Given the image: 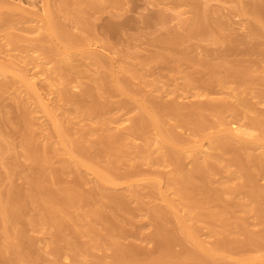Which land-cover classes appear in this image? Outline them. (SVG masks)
Masks as SVG:
<instances>
[{"label":"rangeland","instance_id":"rangeland-1","mask_svg":"<svg viewBox=\"0 0 264 264\" xmlns=\"http://www.w3.org/2000/svg\"><path fill=\"white\" fill-rule=\"evenodd\" d=\"M82 1L0 0V264H264V159H236L264 152L251 122L264 111V17L245 8L259 0ZM47 12L62 38L45 39ZM55 43L73 68L43 52ZM238 96L251 107H220ZM192 170L200 191L183 195Z\"/></svg>","mask_w":264,"mask_h":264},{"label":"bare ground","instance_id":"bare-ground-1","mask_svg":"<svg viewBox=\"0 0 264 264\" xmlns=\"http://www.w3.org/2000/svg\"><path fill=\"white\" fill-rule=\"evenodd\" d=\"M80 1H82V0H80ZM192 1V0H191ZM194 1V0H193ZM199 1V0H198ZM260 1V0H259ZM259 1H255V2H253L252 1V3L250 2H248L247 4V6L245 7L246 8V10H250L251 12H254V13H261L262 15H263V17H264V4H262V5H260L261 3L259 2ZM82 2H85V3H87V4H89V6H92V8L94 7V9L96 8V10L97 9H100L101 7H102V4H101V2L99 1V0H83ZM196 2V1H195ZM6 3V2H5ZM65 3V2H64ZM84 3V4H85ZM66 4V3H65ZM201 4V3H200ZM196 5H197V3H196ZM196 5H195V10H196V13H195V15H193V16H197L198 15V11H199V9L201 8V6H200V8H197L196 7ZM207 4L205 3V6H206ZM18 6H20V7H22L20 4L18 5ZM86 6V5H85ZM198 6V5H197ZM204 6V5H203ZM237 6V5H236ZM245 6V5H244ZM197 8V9H196ZM205 8V7H204ZM239 8V7H238ZM245 8H242L241 10L242 11H244L243 9H245ZM207 9V8H206ZM237 9V8H236ZM235 9V10H236ZM240 9V8H239ZM96 10H94V11H96ZM201 10V9H200ZM26 11V10H25ZM193 11V10H192ZM240 11V10H239ZM250 11H248V12H250ZM200 12V11H199ZM203 11H201V13H202ZM245 12V11H244ZM38 13V12H37ZM193 13V12H192ZM206 13V12H205ZM35 14V13H34ZM197 14V15H196ZM204 15H206V14H204ZM194 18V17H193ZM202 18L203 17H199V18H195V22L194 23H192V26L195 24L197 27V29H198V26H199V29H200V27H202L201 29L203 30L204 28H206L207 26L205 25V23L206 22H203L202 21ZM204 19H205V17H204ZM191 20V19H190ZM53 18H52V13L51 12H47V14H46V16H45V18H43L42 19V28L47 32V38H45V39H47V40H51V41H53V40H56V38L57 37H63L64 35L63 34H61V33H59V34H57V32H55V30H54V26H53ZM189 21V20H188ZM192 21H194V19L193 20H191V22ZM264 21V20H263ZM190 23V22H189ZM263 24V23H262ZM258 25H260V24H258ZM186 27V26H185ZM190 28V27H189ZM195 28V27H194ZM195 28V29H196ZM257 29H259V28H257ZM262 29V28H261ZM188 30V29H187ZM193 30V29H192ZM198 31H200V30H198ZM255 31V30H254ZM188 32H190V31H188ZM257 32V31H256ZM260 33H261V31H259ZM193 33V32H192ZM205 33V32H204ZM203 33V34H204ZM196 34H198V33H196ZM202 34V33H201ZM194 35V34H193ZM199 35H200V33H199ZM205 35H207V34H205ZM205 35H203V36H205ZM9 36H11V35H9ZM174 36V35H173ZM192 36V35H191ZM197 36V35H196ZM264 36V35H263ZM195 37V36H194ZM206 37V36H205ZM212 37V36H211ZM223 38V37H222ZM234 38V37H233ZM9 39H10V37H9ZM42 39H43V37H42ZM41 39V40H42ZM174 39V38H173ZM212 39V38H211ZM244 39V38H243ZM10 40H12V39H10ZM9 40V41H10ZM178 40V39H177ZM236 41H238L239 42V44H238V48H239V45H242V43H241V41L242 40H236ZM236 41H234V42H236ZM244 41V40H243ZM247 41V40H246ZM12 42V41H11ZM176 42V41H175ZM237 43V42H236ZM244 43V42H243ZM56 44V43H55ZM244 44H247V43H244ZM61 45H64V47H61ZM60 46L58 45V44H56L55 46H50V47H48V48H42L43 49V52L45 53V54H47V55H53L54 56V58L56 57V61L58 62L57 64H59V69H62V67H63V65H65L66 66V68L68 67V68H70L71 66H72V68L74 67V65H71L70 63H72V61H71V58H70V55H69V48H68V46L67 45H65V44H61ZM233 45V44H232ZM248 45V44H247ZM231 46V45H230ZM235 46H236V44H235ZM235 46H233V47H235ZM233 47H231V48H233ZM227 48H228V46H227ZM237 48V47H236ZM230 49V48H229ZM257 49V48H256ZM261 49V48H260ZM86 52V51H85ZM85 54H89V53H85ZM180 54V53H179ZM49 55V56H50ZM160 56V55H159ZM51 57V56H50ZM53 58V57H52ZM13 60V59H12ZM71 61V62H70ZM11 63V62H10ZM8 64V63H7ZM14 64V63H13ZM16 64V63H15ZM61 65H62V67H61ZM68 65V66H67ZM69 65H70V67H69ZM4 66H6L7 67V65H4ZM14 66V65H13ZM18 66V65H17ZM64 66V67H65ZM63 67V68H64ZM6 69L5 67H2V63H0V69L2 70V69ZM8 68V67H7ZM16 68V67H15ZM57 69V68H56ZM6 70H8V69H6ZM14 70V69H13ZM25 70V69H24ZM23 70V71H24ZM79 70V69H78ZM132 70V69H131ZM135 70V69H134ZM212 70H213V68H212ZM20 71V70H19ZM4 72V71H3ZM8 72V71H7ZM13 72V71H12ZM27 72V73H26ZM57 72H59L58 70H57ZM10 73H11V71H10ZM16 73L17 72H15V75H16ZM1 74V73H0ZM19 73H17V76L18 77H20L24 82H25V86L27 87V89L30 91V92H32V93H30L29 91H27L28 93H30L32 96L34 95L33 94V92L34 93H37L38 94V96H36V98H37V102L36 103H38L37 105L42 109V111L44 112V114L46 115V116H48V118L49 119H51L52 121H49V122H53L52 123V127H53V131L52 132H55L58 136H59V138H60V140H62V142H64L63 140H64V136H63V134H62V132H64L63 131V127L61 126H58L57 124L58 123H56L57 122V120L55 119H53V118H55V116H54V114H53V112H55V111H53L52 109L53 108H51V106L52 105H49V103L48 102H46L45 100H43V98L41 97L42 95H40L39 94V92H38V89L36 88V85L38 84L37 82H35V81H33V76L31 77L30 75V77L32 78H28V71L27 70H25L24 72H21V74H19ZM215 74V73H214ZM33 75V74H32ZM114 75V74H113ZM112 75V76H113ZM35 77V76H34ZM116 78V77H115ZM117 79V78H116ZM3 83H4V81H3ZM2 82L0 83V88H3L4 86H6V85H4ZM115 83H117V85L118 84H120L121 82H119V80L117 79V81H115ZM122 83H124V82H122ZM120 84V87H124L125 85L124 84H126V82L124 83V84ZM125 87H127V84H126V86ZM6 88V87H5ZM57 90V89H56ZM60 91V90H59ZM44 92V91H43ZM53 93V92H52ZM55 93V92H54ZM29 94V95H30ZM43 94V93H42ZM56 97L58 96V94L60 95V98L61 99H63L62 97H63V94L62 93H57L56 92ZM31 96V97H32ZM62 96V97H61ZM58 98H59V96H58ZM147 101V100H146ZM152 101H148V103L147 102H144V103H147V104H150ZM142 104L143 106H141V108H144V106H145V104ZM209 104H212V103H210L209 102ZM209 104H207V105H205V104H203L204 106H208ZM203 105H200V106H202L203 107ZM212 105H214V104H212ZM218 105V104H217ZM211 106V105H210ZM237 106H244L245 108H250L251 107V104H249L248 103V101H246V100H244L243 98H240L239 96L238 97H236V100H235V103H227V101H226V103H225V101H223V102H221L220 103V107H230V109L232 110V109H235V108H238ZM209 107V106H208ZM212 107V106H211ZM216 107H219V106H216ZM213 109V108H212ZM216 109H218V108H216ZM220 109V108H219ZM218 109V110H219ZM216 111V110H215ZM234 111V110H233ZM24 113H25V111H24ZM28 114V113H27ZM27 114H26V116H27ZM152 114H154V113H152ZM148 115L149 116V119L151 120V123L152 124H150V125H152L154 128H156L158 131H160V129H161V125H163L162 124V122H161V120L159 119L158 120V118H155L156 116L155 115ZM261 114V115H260ZM44 116V115H43ZM47 118V117H46ZM148 118V117H147ZM26 119H29V116H28V118H26ZM59 119V118H58ZM144 121L143 122H145V120H146V118L145 119H143ZM182 120V119H181ZM56 121V122H55ZM58 121H60V120H58ZM139 121V120H138ZM147 121V120H146ZM143 122H141L142 124H139L140 123V121L139 122H134V124H133V126H132V130L131 131H133V132H143L147 127H145L144 126V123ZM251 122L253 123V124H255V125H257V124H259V125H262V124H264V111H261L260 113H259V116H257V117H253L252 119H251ZM150 122H148V124H149ZM192 123V122H191ZM196 123V122H195ZM147 124V123H146ZM147 124V125H148ZM59 125H60V122H59ZM146 125V126H147ZM192 125V124H191ZM51 127V126H50ZM199 128V127H198ZM203 128V127H202ZM52 129V128H51ZM166 129V128H165ZM204 129V128H203ZM172 129H168V131H171ZM233 130V132L231 131V130H229V129H227L226 131H225V134L226 135H223V136H227L228 138H234V137H238V135L237 134H235L234 133V130L235 131H238L239 129H238V127H235L234 129H232ZM166 131H167V129H166ZM167 131V132H168ZM146 132V131H145ZM198 132H199V130H198ZM161 133V132H160ZM172 133H173V131H172ZM171 133V134H172ZM224 133V132H223ZM52 134V133H51ZM161 134H164V133H161ZM160 134V135H161ZM167 134V133H166ZM171 134L169 135V132H168V137L166 136L165 137V134H164V136L163 137H165L166 139H164V141H171V143L173 142V141H175L176 139H175V137H173L175 140H172V136H173V134H172V136H171ZM245 134H247V135H250V134H248V133H245ZM145 135V134H144ZM175 135V134H174ZM170 136V137H169ZM175 136H177V135H175ZM214 136V135H213ZM218 136V135H217ZM161 137H162V135H161ZM220 136H218V138H219ZM240 137V136H239ZM238 137V138H239ZM215 138H217V137H215ZM217 138V139H218ZM257 138V137H256ZM217 139H215L214 140V142L217 144ZM221 139V138H220ZM219 139V140H220ZM259 139V138H258ZM258 139H256V140H258ZM261 139V138H260ZM259 139V140H260ZM263 139H264V137H263ZM259 140H258V144H260L259 143ZM212 141H213V139H212ZM261 141V140H260ZM218 143H220V144H223L222 142H218ZM263 143H264V141H263ZM63 144H65V143H63ZM216 144L214 145V146H216ZM195 146L193 147L192 145V147L193 148H190L189 149V151H190V153H191V155L192 154H195V155H197V150H195V147H196V149H197V147L198 146H196V144H194ZM217 146H218V144H217ZM219 146H221V145H219ZM218 146V148H220ZM224 146V145H223ZM260 146V145H259ZM262 146H263V144H262ZM30 147V146H29ZM65 148H66V150H67V147L66 146H64ZM63 147V148H64ZM222 147V146H221ZM261 147V146H260ZM223 149H224V147H222ZM235 148H236V146H235ZM235 148H228L229 150H233L235 153H237V149H235ZM28 150H29V148H28ZM194 150L196 151L195 153H194ZM225 150H227L226 148H225ZM73 151V150H72ZM30 152V151H29ZM180 154H181V152H179ZM29 154H31V153H29ZM167 154V153H166ZM174 155V154H173ZM178 155V154H177ZM242 156H240L238 153L236 154V159L237 160H239L240 162H241V164L243 163L244 164V167L245 166H253L252 164H255L257 161H259V160H262V159H264V152H262L261 154H259V155H257V154H253V153H246L245 155L244 154H241ZM166 156H168V154L166 155ZM179 157V155L177 156V158ZM194 157V156H193ZM196 158V157H195ZM235 158V157H234ZM33 159V158H32ZM179 159V158H178ZM180 160V159H179ZM179 160H176V162L177 163H179V165H180V161ZM232 160H233V158H232ZM235 160V159H234ZM175 162V161H174ZM196 162H198L196 159H195V162H194V165H195V163ZM197 164V163H196ZM242 164V165H243ZM199 166L197 165V167H196V169H199L198 168ZM200 170V169H199ZM198 170H195L194 172H193V170H192V172L193 173H189V174H187V177H186V181H187V178H189L188 179V181H187V184H188V186H187V184L185 185V187H184V185H183V188H181L180 189V192L183 194V195H188V194H191V193H193V192H195V191H198L197 189H199V191H200V187L198 188L194 183H193V176L195 175V173L197 174L198 172H197ZM200 172V171H199ZM95 173H97V172H95ZM249 176H250V178H252V174H249ZM175 178H177V177H175ZM175 178L173 177V178H170V179H173V180H175ZM181 178V177H180ZM179 179V178H178ZM184 179V178H183ZM182 180V179H181ZM181 180H179V181H181ZM176 181V180H175ZM189 182V183H188ZM254 185V184H253ZM44 187V186H43ZM203 188V187H202ZM201 188V190H203L202 192L203 193H208V189H206L207 187H204V189H202ZM161 191V190H160ZM163 192V191H162ZM60 193V192H59ZM56 194V193H55ZM55 194H52V196L53 195H55ZM65 195V194H68L67 192L65 193H63V191H62V194H60L61 195V197L59 196V195H56V197H52L51 196V198H49L50 200L53 198V199H57V196H59V198H61L62 199V195ZM71 194H73V192L71 193V192H69V195L71 196ZM165 194H162L161 196L165 199H167V203L169 202V204H171L173 207H174V204H172V202H173V200L171 201L170 199H169V201H168V197H167V195H165ZM65 196H67V195H65ZM73 196V195H72ZM16 199V196H12L11 198H12V202L11 203H13V204H18V205H14L15 207H18L19 208V210L21 209L20 208V203L18 202V200L17 201H15L14 200V198ZM59 198H58V200H59ZM64 198V197H63ZM67 198V197H66ZM65 199V198H64ZM163 199V200H164ZM57 200V201H58ZM52 201V200H51ZM56 201V200H55ZM63 201V200H62ZM164 201H166V200H164ZM171 201V202H170ZM64 202H67V201H65L64 200ZM63 202V204L65 205V203ZM62 203V202H61ZM68 203H69V201H68ZM1 204V207H2V203H0ZM63 204H60V205H63ZM20 205V206H19ZM1 207H0V209H1ZM22 207V206H21ZM171 207V206H170ZM173 207H172V209H173ZM176 208V207H175ZM18 210V209H17ZM177 210V209H176ZM176 212V211H175ZM5 214V213H4ZM8 214V213H7ZM7 214H5L4 216V218L5 219H7ZM13 214V213H12ZM174 215H176V214H174ZM13 217H11V218H15L14 217V214L12 215ZM177 217L179 216L180 217V215H176ZM9 217V216H8ZM177 218V220L178 219H180V218ZM185 217V216H184ZM184 217L183 218H181L180 219V221L182 222V221H185V219H184ZM63 220H61L60 221V223L59 224H61V225H63ZM184 223H186V221L185 222H182V225L184 224ZM179 225L181 226V223H179ZM187 226V223L185 224V227ZM179 228H181V227H179ZM182 228H184V226H182ZM185 229H188L187 227L185 228ZM189 230H191V228L189 229ZM190 232V231H189ZM189 232H188V234H189ZM192 232V231H191ZM192 233H194V232H192ZM186 234V233H185ZM194 235V234H193ZM191 237H192V235H191ZM194 238H195V236H194ZM193 238V239H194ZM191 249V248H190ZM189 249V246H188V251L190 250ZM185 250H186V247H185ZM187 251V252H188ZM191 251V250H190ZM186 252V253H187ZM185 253V254H186ZM191 254V252H188L187 254ZM193 253V252H192ZM186 254V255H187ZM189 254V255H190ZM194 254V253H193ZM193 254L192 255H190V256H193ZM207 255H208V253H206ZM210 255V254H209ZM188 256V255H187ZM189 256V257H190ZM208 257V256H207ZM207 257H205L204 256V258L205 259H207ZM177 263V262H176Z\"/></svg>","mask_w":264,"mask_h":264}]
</instances>
